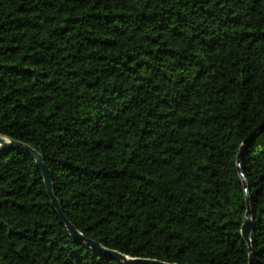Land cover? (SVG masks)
<instances>
[{
	"label": "trees",
	"instance_id": "trees-1",
	"mask_svg": "<svg viewBox=\"0 0 264 264\" xmlns=\"http://www.w3.org/2000/svg\"><path fill=\"white\" fill-rule=\"evenodd\" d=\"M0 134L108 248L264 264V0H0ZM50 200L0 149V264H120Z\"/></svg>",
	"mask_w": 264,
	"mask_h": 264
},
{
	"label": "water",
	"instance_id": "water-1",
	"mask_svg": "<svg viewBox=\"0 0 264 264\" xmlns=\"http://www.w3.org/2000/svg\"><path fill=\"white\" fill-rule=\"evenodd\" d=\"M12 148L18 152H23L25 154L30 155L36 162V165L40 169L44 183L47 188V192L50 196V203L51 205L57 210L58 215L60 216L61 220L66 224L69 234L80 240L85 242L88 246L92 247L95 251L104 253L112 258H115L120 264H178L174 262H167L155 258H145V257H131L125 253H122L116 249L108 248L104 245H102L100 242L84 235L80 230H78L74 224L67 218V216L64 214L60 201L57 198V196L54 194L53 191V184H52V176L50 173V169L46 162L44 161L42 154L34 147H32L27 142L17 140L10 138L8 136L0 134V149L2 148ZM238 169L241 174L242 180L244 183H246L245 175L243 173V169L240 164V160L238 162ZM247 190V188H246ZM246 201L248 203V208L246 210L244 221L241 225V234L243 238L247 240L249 244H251V232H252V217H251V208L249 205V197L247 196ZM250 250V262L249 264H252V247L249 246Z\"/></svg>",
	"mask_w": 264,
	"mask_h": 264
}]
</instances>
